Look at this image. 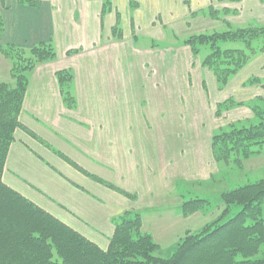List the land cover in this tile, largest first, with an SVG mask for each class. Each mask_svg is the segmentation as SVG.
Segmentation results:
<instances>
[{
	"label": "crops",
	"instance_id": "0c3cea01",
	"mask_svg": "<svg viewBox=\"0 0 264 264\" xmlns=\"http://www.w3.org/2000/svg\"><path fill=\"white\" fill-rule=\"evenodd\" d=\"M187 1L192 0H0L5 21L0 46L28 48L48 42L56 49V59L38 64L29 73L20 114L24 128L15 132L3 181L103 249L109 246L115 219L123 212L118 208L124 195L89 174L114 184L124 183L127 169L129 176L136 175L139 168L132 162H137L135 145L140 140L141 161H152L149 138L144 135L162 134L157 129L164 110L154 104L150 111L143 109L151 77L145 70L160 68L161 62H144L143 52L155 53L160 42L150 39L148 48L142 49L140 38L143 33L157 36L164 29L187 26ZM123 5L128 15L123 16L119 8ZM250 25L259 24L251 20L238 24ZM129 55L135 61H127ZM68 59L77 102L70 109L56 78L64 67L61 62ZM10 70L11 62L0 52V82L12 83ZM166 81L154 84L155 89L160 91ZM147 164L140 165L144 172L151 167Z\"/></svg>",
	"mask_w": 264,
	"mask_h": 264
},
{
	"label": "trees",
	"instance_id": "16d2710c",
	"mask_svg": "<svg viewBox=\"0 0 264 264\" xmlns=\"http://www.w3.org/2000/svg\"><path fill=\"white\" fill-rule=\"evenodd\" d=\"M206 10L213 19H220L214 5ZM4 22L0 8V33L5 29ZM228 27L226 31L196 33L183 39L195 57L200 56L203 49L208 51L201 63L215 74L220 90L225 89L231 78L255 55L264 53V25L234 28L228 24ZM115 31L118 34L119 25ZM0 52L12 64V83L0 82V264H264V179L224 193L222 199L238 206L239 211L231 216V208H225L224 218L198 232L186 234L168 257L157 253L159 245L150 232L143 231L142 215L136 211L124 212L115 219V232L107 249H103L8 186L3 181L5 162L16 130L24 128L20 114L29 88V73L38 64L56 59V49L44 42L29 48L0 46ZM73 77L71 69L56 73L69 109L77 104L71 91ZM259 81V77L253 76L247 83L252 85ZM252 103L230 98L216 104V116L242 105L250 106L254 113L253 120L232 121L228 128L212 136L211 150L218 161L229 159L227 154L238 153L241 160L264 151V107ZM25 130L38 137L27 127ZM89 176L128 195L109 181ZM207 203V199H191L180 210L189 214Z\"/></svg>",
	"mask_w": 264,
	"mask_h": 264
},
{
	"label": "rangeland",
	"instance_id": "374dc122",
	"mask_svg": "<svg viewBox=\"0 0 264 264\" xmlns=\"http://www.w3.org/2000/svg\"><path fill=\"white\" fill-rule=\"evenodd\" d=\"M203 2L187 1V26L184 23L176 25L174 32L164 29L157 36L149 32L141 35L142 49L148 48L150 39L160 42L155 53L143 52L144 62L157 60L161 62V67L156 66V72L145 70V75L151 77L148 80L150 86L144 92L148 94L149 100L142 106L145 111H150L153 104L160 112L164 110V116H159L162 123L157 129L162 134L144 135L146 139L149 138L148 151L153 156L152 161H141L139 155L144 150L141 140L137 142L140 145H135L137 162L132 163L139 168L137 174L129 176L127 169L123 171L126 177L123 178L124 183L115 184L128 195L114 190L124 195L123 203L120 200L118 208L123 211L119 213V217L127 211L140 213L143 231L151 233L160 248L157 253L164 257L176 251V245L186 234L198 232L224 218L227 215L224 214L227 213L225 208H231V216L239 211L238 206H232L222 199L224 193L264 179V151L241 160L238 153L227 154L229 159L226 157L218 161L211 150L212 136L220 133L221 129L228 128L232 121L254 119V113L247 105L237 106L216 116L217 103L233 98L237 102L253 101L252 104L264 107V53L255 55L240 73L231 78L229 85L220 90L215 74L201 63L208 51L203 49L201 55L195 57L183 40L196 33L226 31L228 24L237 28L238 24L246 25L251 20L259 26L264 25V0ZM210 4L219 10L220 19H213L208 15L206 9ZM119 8L123 16L128 15L126 6ZM203 9L206 12L201 13ZM123 29L128 30L126 24ZM130 56L133 55L127 56V61H135V56ZM138 60H141V56ZM69 61L70 59L61 62L63 70L70 69L66 68ZM150 64L152 65L151 62ZM72 74L74 76L73 71ZM253 76L259 77L261 81L248 84L247 81ZM166 79L165 85L157 91L154 84H160ZM255 98L257 99L254 100ZM116 138L114 140L118 139ZM128 139L132 141L133 136ZM143 162H147L151 166L149 168H152L148 174L149 168L146 172L140 168ZM200 198L207 199L209 203L189 214L181 212L184 203ZM262 209L264 220V201Z\"/></svg>",
	"mask_w": 264,
	"mask_h": 264
}]
</instances>
